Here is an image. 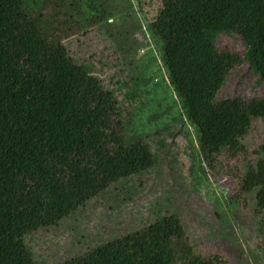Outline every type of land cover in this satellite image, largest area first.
Listing matches in <instances>:
<instances>
[{"label":"trees","instance_id":"obj_1","mask_svg":"<svg viewBox=\"0 0 264 264\" xmlns=\"http://www.w3.org/2000/svg\"><path fill=\"white\" fill-rule=\"evenodd\" d=\"M159 2L153 35L161 43L169 85L198 132L202 156L237 152L252 121L264 122V97L245 102L217 96L241 63L250 67L256 85L264 84V0ZM243 24L250 41L242 56L219 52L217 36ZM68 44L49 40L22 0H0V264H37L28 236L133 186L168 149L159 134L128 138L122 113L133 97L132 80L118 79V71L114 83H105L97 68L106 63L94 55L78 57ZM258 155L243 189L264 209V143ZM155 236L135 238L152 257L163 245ZM128 251L116 263H153H138Z\"/></svg>","mask_w":264,"mask_h":264},{"label":"rangeland","instance_id":"obj_2","mask_svg":"<svg viewBox=\"0 0 264 264\" xmlns=\"http://www.w3.org/2000/svg\"><path fill=\"white\" fill-rule=\"evenodd\" d=\"M23 9L49 40L69 43L78 57L94 55L105 82L132 80L124 105L128 138L159 134L168 149L160 164L133 186L90 201L56 228L26 238L37 264H118L131 250L138 263L264 264V209L243 189L249 168L260 159L264 122L253 120L237 152L204 159L198 132L185 118L162 64L154 37L159 0H22ZM250 41L246 24L215 40L219 52L241 57ZM264 55V29L261 33ZM97 66V65H96ZM246 63L239 64L217 101L264 97V84ZM121 98L119 97V100ZM172 133L169 138L168 133ZM156 148L155 146H153ZM155 234L163 242L152 257L135 238ZM170 243V245H169ZM169 250L171 251L169 254ZM115 261V262H114Z\"/></svg>","mask_w":264,"mask_h":264}]
</instances>
